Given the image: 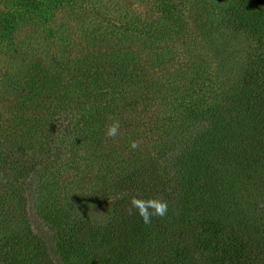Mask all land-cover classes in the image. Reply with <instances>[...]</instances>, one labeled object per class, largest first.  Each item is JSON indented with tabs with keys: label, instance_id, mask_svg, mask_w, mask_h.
Here are the masks:
<instances>
[{
	"label": "trees",
	"instance_id": "obj_1",
	"mask_svg": "<svg viewBox=\"0 0 264 264\" xmlns=\"http://www.w3.org/2000/svg\"><path fill=\"white\" fill-rule=\"evenodd\" d=\"M17 1L45 19L64 0ZM106 1L0 117V264H264V0H144L116 30Z\"/></svg>",
	"mask_w": 264,
	"mask_h": 264
},
{
	"label": "rangeland",
	"instance_id": "obj_2",
	"mask_svg": "<svg viewBox=\"0 0 264 264\" xmlns=\"http://www.w3.org/2000/svg\"><path fill=\"white\" fill-rule=\"evenodd\" d=\"M86 1L76 3V0H64L60 5L53 7L52 13H47L45 19H41L30 12L28 6L17 7L21 1L0 0V117L2 119L8 117V121L13 123L14 109L19 101L18 95L22 94L21 90L25 86L22 80L31 68L35 70L43 67L45 70L46 65L48 67L46 71L49 72H47L48 78L51 79V75L53 77L54 73L59 72L56 61L64 63L68 60L62 49H65L67 42L70 41L69 30L76 32L78 29L76 28V12L80 10L79 7L89 4ZM106 2L107 8L99 11L101 16L96 19V22H102L103 28L97 26L96 29L116 30L119 22L124 21L125 14H131V11L139 14L148 9L144 0H107ZM82 20L87 21V19ZM92 23L91 21L89 26ZM74 35L76 36V33ZM240 44L241 42L238 47L241 46ZM211 50V53H208L210 61H207L206 67L218 70L222 78L227 80L224 77L226 71L222 68L224 61L213 53V48ZM80 189L74 188L73 193L76 196L81 194L85 198L89 197L87 186H81ZM91 191L88 190V193ZM70 196L74 197L73 194ZM92 208H94L93 205ZM99 213L91 209V206L84 209V214H88V217L93 218L94 214ZM40 235L47 236L42 228Z\"/></svg>",
	"mask_w": 264,
	"mask_h": 264
},
{
	"label": "clouds",
	"instance_id": "obj_3",
	"mask_svg": "<svg viewBox=\"0 0 264 264\" xmlns=\"http://www.w3.org/2000/svg\"><path fill=\"white\" fill-rule=\"evenodd\" d=\"M119 121H114L111 125L108 126L106 130V135L108 137H115L118 134ZM139 145L136 141H132L130 147L135 149ZM130 204L135 208L141 217L142 221L145 224L151 223V218L153 216L163 217L168 211L167 201L163 200L160 197H153L148 199H142L137 197H132ZM131 213V209H129Z\"/></svg>",
	"mask_w": 264,
	"mask_h": 264
}]
</instances>
